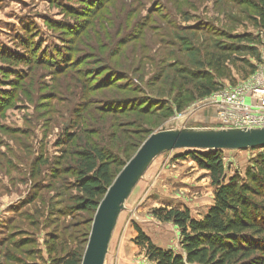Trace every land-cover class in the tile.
Here are the masks:
<instances>
[{
  "label": "trees",
  "instance_id": "obj_1",
  "mask_svg": "<svg viewBox=\"0 0 264 264\" xmlns=\"http://www.w3.org/2000/svg\"><path fill=\"white\" fill-rule=\"evenodd\" d=\"M115 1L118 3V0H79V7L65 6L62 10L66 16L78 20L47 22L54 32H63L58 35L62 45L56 48L45 50L42 42L35 40L37 36H33L32 31L25 32L26 39L22 38L26 49L23 55L0 50V56L6 62L29 67L27 72L18 74L13 71L16 75L11 82L13 88L0 97V111L5 105L11 107L16 93L28 94L26 84L32 78L36 66L47 67L54 77H69L72 84L81 87L82 98L72 110L74 120L69 128L71 130L59 141V145L65 148H62L61 160L56 161L59 167H53L56 172L52 175L57 178L59 172L73 178L67 184V189L76 191L69 198L74 206L62 212L74 220L79 212L96 214L116 177L150 136L148 126H139L138 117L158 115L166 121L175 112L183 111L188 99H205L219 91L220 80L231 78L232 68L239 69L247 81L261 64L257 47L250 48L245 44L257 43V38L232 35L212 21L198 22L197 27L187 30L184 28L182 31L186 30L185 33L180 31L171 35L173 44L157 49L151 39L153 35L148 33L160 31L159 22H150L151 15L147 14L143 26H139L137 20L140 17L130 12L118 24L111 20ZM221 1L214 2L217 5ZM223 1L231 3L236 0ZM240 3L250 5L258 12V24L264 29V0H240ZM161 4L155 7L153 13L155 18L160 16V20L164 21L167 17ZM187 11H182L185 14L183 16H190V11ZM167 23H172V20ZM194 34L199 35L201 42H195L189 36ZM116 39L119 42L115 44ZM128 51L133 57L127 59L129 62L125 58ZM151 51L162 74L158 80L144 83L142 74L137 76L142 68H132L138 60L141 63L150 57ZM162 52H166V57ZM78 54L80 56L77 57ZM107 54L110 56L107 57ZM184 55L188 57L183 58ZM253 57L254 60L256 57L255 63L251 60ZM109 61H112L110 65ZM156 83L162 84L156 86ZM151 87L157 91L156 95L149 94ZM162 87L169 88L171 95H161ZM111 89L122 90L125 95L112 98L104 96ZM175 90L177 93L172 97ZM56 94V91L53 92L48 100L55 99ZM120 146L125 160L115 151ZM184 151L186 153L180 158H191L210 176L215 188L214 204L201 219L194 218L188 208H162L155 211L159 221L173 223L180 230L181 252L157 247L136 226V243L144 248L149 264H264V155L253 161L246 179L240 182L238 177L229 179L226 175L222 155L224 151ZM46 166V161L39 163L38 170L35 166L33 173L39 176ZM89 234L87 232L85 237L88 238ZM51 235L50 240L54 241L46 242V249L52 264H82L84 249H69L64 254V236ZM59 242L63 245L60 249Z\"/></svg>",
  "mask_w": 264,
  "mask_h": 264
},
{
  "label": "rangeland",
  "instance_id": "obj_2",
  "mask_svg": "<svg viewBox=\"0 0 264 264\" xmlns=\"http://www.w3.org/2000/svg\"><path fill=\"white\" fill-rule=\"evenodd\" d=\"M78 1L0 0V50L13 55H23L26 49L22 38L26 39L25 32L32 31L33 36H37L35 40L42 42L45 50L62 45L58 35L63 32H54L47 22L78 20L67 17L62 10L68 5L81 6ZM214 1L118 0V3L115 1L113 4L111 20L121 24L120 19L125 20L126 14L134 12L135 16L140 17L137 20L140 22L139 26H143L147 14L151 15L150 22H159L160 31L148 33L153 35L151 39L157 49H164L173 44L171 35L180 31L185 33L188 28L197 27L198 22L212 21L226 28L232 35H250L257 38V43L245 44L250 48L257 47L262 59L264 29L258 24V12L250 5L241 4L240 0L231 3L222 0L217 5ZM160 3L167 17L164 21L160 20V16L155 18L153 13ZM182 5L184 6L180 7ZM183 10L190 11V16H183ZM186 17L189 19L186 20ZM168 19L172 20V23L168 24ZM184 28L186 30L182 31ZM189 36H192L195 42L200 41L198 34ZM98 41L100 42V39ZM117 42L118 39L114 41L115 44ZM152 51L149 59L146 58L141 63L138 60L133 64L132 69L142 68L137 76L142 74L144 83L158 80L162 74L158 69L161 67L153 60ZM162 53L166 57V52ZM127 55L126 60L133 59L129 51ZM2 57L0 56V97L4 96V92L12 90L11 82L16 76L14 72L19 74L29 69L27 65H12ZM186 57L188 56H183ZM251 60L254 63L257 61L256 57ZM244 78L246 76L234 67L231 78L220 80V88L235 87L246 82ZM156 84L161 86L162 83ZM26 85L28 94L16 93L11 107L7 108L3 104L0 111V264H52L46 249V242L54 241L50 240L53 236L51 234L64 236V254L69 249L86 251L92 230V226L91 229L89 226L93 225L95 218L93 214L79 212V216L74 220L72 216L62 212L74 206L69 198L75 195L76 191L67 189V184L73 178L63 173L58 174L59 172L57 178L52 176L56 172L53 167H59L56 161L61 160L62 148H65L64 145H59V141L71 130L69 128L74 120L72 110L82 98L81 87L72 84L69 77H54L47 67L42 66L35 67V72ZM153 90L152 87L149 89L152 96L157 94V91ZM55 91L58 93L56 98L48 100ZM162 91L161 95H171L169 88L164 87ZM106 93L104 96L109 98L125 95L118 89H111ZM175 93L177 90L172 97H175ZM202 100L204 98L200 97L190 101L188 99L184 110L175 112L166 121L161 120L158 115L138 117L137 121L139 126L149 127L150 136L163 130L220 129L213 113L204 110L192 111L193 106ZM115 151L125 160L121 146ZM185 153L184 150L165 152L153 161L125 204L113 235L106 264H149L144 248L136 243V226H139L157 247L181 252L180 230L173 223L159 221L155 211L162 208H188L194 218L201 219L215 199V188L210 176L191 158H180ZM222 155L228 178L238 177L242 182V179H246V173L252 167L253 161L264 155V149L224 151ZM44 161L47 166L36 176L33 173L34 167L38 170L39 163ZM67 163L69 164L68 161ZM87 232H90L88 238L85 237ZM58 244L60 249L62 242Z\"/></svg>",
  "mask_w": 264,
  "mask_h": 264
},
{
  "label": "water",
  "instance_id": "obj_3",
  "mask_svg": "<svg viewBox=\"0 0 264 264\" xmlns=\"http://www.w3.org/2000/svg\"><path fill=\"white\" fill-rule=\"evenodd\" d=\"M264 147V128L163 130L152 134L116 177L93 220L82 264H106L125 204L153 161L176 150L242 151Z\"/></svg>",
  "mask_w": 264,
  "mask_h": 264
},
{
  "label": "built area",
  "instance_id": "obj_4",
  "mask_svg": "<svg viewBox=\"0 0 264 264\" xmlns=\"http://www.w3.org/2000/svg\"><path fill=\"white\" fill-rule=\"evenodd\" d=\"M214 114L220 129L264 128V52L258 71L246 82L221 88L193 106Z\"/></svg>",
  "mask_w": 264,
  "mask_h": 264
}]
</instances>
